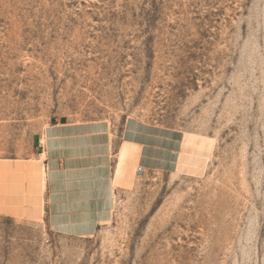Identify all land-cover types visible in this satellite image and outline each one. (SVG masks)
Listing matches in <instances>:
<instances>
[{
  "label": "rangeland",
  "instance_id": "obj_1",
  "mask_svg": "<svg viewBox=\"0 0 264 264\" xmlns=\"http://www.w3.org/2000/svg\"><path fill=\"white\" fill-rule=\"evenodd\" d=\"M75 124L111 174L64 218ZM0 264H264V0H0Z\"/></svg>",
  "mask_w": 264,
  "mask_h": 264
},
{
  "label": "crops",
  "instance_id": "obj_2",
  "mask_svg": "<svg viewBox=\"0 0 264 264\" xmlns=\"http://www.w3.org/2000/svg\"><path fill=\"white\" fill-rule=\"evenodd\" d=\"M47 134L51 146L49 187L54 201L61 205L59 211L65 212L63 217H80L72 212L78 205L75 202L87 201L91 195L103 206L111 174V138L106 128L102 124H75L51 127ZM59 157L65 158V167L58 165Z\"/></svg>",
  "mask_w": 264,
  "mask_h": 264
},
{
  "label": "bare ground",
  "instance_id": "obj_3",
  "mask_svg": "<svg viewBox=\"0 0 264 264\" xmlns=\"http://www.w3.org/2000/svg\"><path fill=\"white\" fill-rule=\"evenodd\" d=\"M107 141H108V140H107ZM108 144H109V143H108ZM103 146H104V145H103ZM122 152H123V151H122ZM122 152H121V153H122ZM109 159H110V158H109ZM122 161H123V159L120 160V164H122ZM120 169H121V168H120ZM121 171H122V169H121ZM112 178H113V176H112ZM112 178H111V180H112ZM112 181H113V180H112ZM111 183H112V182H111ZM112 197H113V196H112Z\"/></svg>",
  "mask_w": 264,
  "mask_h": 264
}]
</instances>
